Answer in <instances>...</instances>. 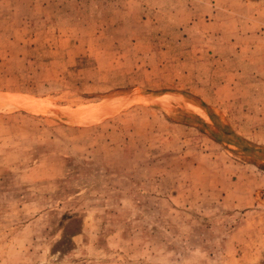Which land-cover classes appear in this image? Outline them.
Masks as SVG:
<instances>
[{
	"label": "rangeland",
	"instance_id": "1",
	"mask_svg": "<svg viewBox=\"0 0 264 264\" xmlns=\"http://www.w3.org/2000/svg\"><path fill=\"white\" fill-rule=\"evenodd\" d=\"M0 264H264V0H0Z\"/></svg>",
	"mask_w": 264,
	"mask_h": 264
}]
</instances>
